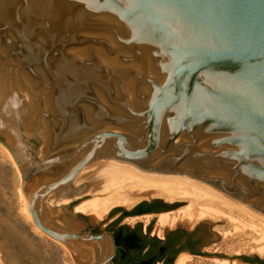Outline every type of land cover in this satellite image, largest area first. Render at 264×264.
<instances>
[{"label":"water","instance_id":"1","mask_svg":"<svg viewBox=\"0 0 264 264\" xmlns=\"http://www.w3.org/2000/svg\"><path fill=\"white\" fill-rule=\"evenodd\" d=\"M0 141L76 264L118 256L72 213L120 172L264 215V0H0Z\"/></svg>","mask_w":264,"mask_h":264},{"label":"rangeland","instance_id":"2","mask_svg":"<svg viewBox=\"0 0 264 264\" xmlns=\"http://www.w3.org/2000/svg\"><path fill=\"white\" fill-rule=\"evenodd\" d=\"M118 177L96 199L98 204L108 197L119 198L122 202L111 207L102 218L91 209L85 212L74 211L72 217L75 226L110 230L113 220L121 216L118 214L111 217L114 209L122 207L132 211L144 201L161 199L169 205H176L177 209L157 215L127 218L124 224L131 228L142 225L145 232L152 225V236L159 238L177 228L192 230L197 225H204L209 242L197 255L189 252L178 255L177 259L183 254L188 256L186 264H245V259H257L259 262L255 264H264V218L241 211L229 214L226 209L202 204L193 209L194 218L190 221L188 215L183 213L191 204L190 200L170 201L164 191L147 192L138 184L135 185V182L126 183L121 176ZM25 198L18 165L8 147L0 141V264H76L72 252L66 246L53 240L35 225L27 210ZM206 205L224 210L236 221L224 216L199 218L200 207ZM162 214L169 215L166 225L160 223Z\"/></svg>","mask_w":264,"mask_h":264},{"label":"bare ground","instance_id":"3","mask_svg":"<svg viewBox=\"0 0 264 264\" xmlns=\"http://www.w3.org/2000/svg\"><path fill=\"white\" fill-rule=\"evenodd\" d=\"M118 176H121L123 178L122 181L126 183L135 182V185L138 184L139 186L146 189L147 192L154 191V193H161L164 191L166 192V196L168 200L170 201H175L177 199L190 200L191 204L183 211V213L185 212V214L188 215V220L190 221L193 220L194 218L193 209L202 204L213 205L216 207H220L222 209H226L229 211V214L233 213L234 211H241V212L248 213L249 215H253L255 217L257 216L258 218L259 217L264 218L263 215L258 214L257 212L253 211L246 205L236 202L228 198L224 194L208 189L204 186H201L193 182L154 176V175L145 174V173L135 171V170L120 172L116 177ZM140 191H143V190H140ZM26 202H27V199H26ZM121 202L122 200L119 198H115V197L109 198L108 197L103 203L98 204V199H96L90 205L80 207L77 210L81 212H85L91 209V211L94 214L102 218L104 217L106 212L111 207ZM27 207H28V204H27ZM200 208H201V212L198 214L199 218L201 217L203 218L206 216H210V217L224 216V217L229 218L232 221H236L235 218L227 214L222 209L212 208L209 206L207 207V205L201 206ZM27 210L29 212L28 208ZM168 222H169V215L162 214L160 218V223L162 225H166L168 224ZM174 223H176V220L174 221ZM187 259H188V256L183 254L177 259L176 264H186ZM238 263L233 262L231 264H238Z\"/></svg>","mask_w":264,"mask_h":264},{"label":"trees","instance_id":"4","mask_svg":"<svg viewBox=\"0 0 264 264\" xmlns=\"http://www.w3.org/2000/svg\"><path fill=\"white\" fill-rule=\"evenodd\" d=\"M154 201L162 202L166 206H173L161 199ZM147 204H150V202L144 201L137 205L132 211H127L122 207L114 209L111 213V217L121 212L124 214L113 221L110 228L119 224L125 215L135 214L140 207ZM115 236L120 249L119 257L115 258L114 264H117L118 258H126L131 264H158V262L165 260L166 256L169 254L168 240H163L155 235L152 236V225H150L146 232L142 225H138L136 228L124 225L115 233ZM179 252L180 251L174 253L165 264H174ZM246 262H250V260Z\"/></svg>","mask_w":264,"mask_h":264},{"label":"flooded vegetation","instance_id":"5","mask_svg":"<svg viewBox=\"0 0 264 264\" xmlns=\"http://www.w3.org/2000/svg\"><path fill=\"white\" fill-rule=\"evenodd\" d=\"M177 209V206H166L164 203L159 201H151L150 204L140 207L135 214L125 215L122 221L116 226L112 227L108 231H112L114 234L124 225V220L127 218L141 217L147 215H157L164 212H171ZM121 216L123 212L119 213ZM119 218V217H118ZM114 219L113 221H115ZM138 226V225H137ZM137 226L133 227L136 228ZM94 232L102 233L97 227L91 228ZM208 231L204 225H197L192 230H186L182 228H177L167 233L163 240H168V250L169 254L166 256L165 260L158 262V264H165L177 251L179 255L184 252H189L191 254L197 255L201 252L203 248L206 247V237ZM162 239V238H161ZM119 257V252L118 256ZM250 260V263L259 262L257 259H245ZM117 264H131L126 258H118Z\"/></svg>","mask_w":264,"mask_h":264},{"label":"crops","instance_id":"6","mask_svg":"<svg viewBox=\"0 0 264 264\" xmlns=\"http://www.w3.org/2000/svg\"><path fill=\"white\" fill-rule=\"evenodd\" d=\"M118 214H119V213H118ZM118 214H117V215H118ZM117 215H116V216H117ZM116 219H117V217H116Z\"/></svg>","mask_w":264,"mask_h":264}]
</instances>
